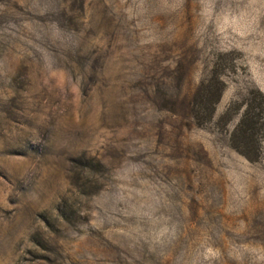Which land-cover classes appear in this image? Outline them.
<instances>
[{"label":"rangeland","instance_id":"rangeland-1","mask_svg":"<svg viewBox=\"0 0 264 264\" xmlns=\"http://www.w3.org/2000/svg\"><path fill=\"white\" fill-rule=\"evenodd\" d=\"M0 264H264V0H0Z\"/></svg>","mask_w":264,"mask_h":264},{"label":"trees","instance_id":"trees-1","mask_svg":"<svg viewBox=\"0 0 264 264\" xmlns=\"http://www.w3.org/2000/svg\"><path fill=\"white\" fill-rule=\"evenodd\" d=\"M224 90V83L218 79H210L207 84L201 83L198 88V95L195 96L193 115L191 119L195 122L196 126L201 127L210 122L214 115V108L219 102ZM197 108V109H195ZM261 107L246 105L244 107L242 116L232 132V138L240 139L243 145L249 146L253 144L254 138L258 131L262 129L261 123ZM227 114L222 119L227 118ZM239 154L248 158L246 153L238 146L233 147Z\"/></svg>","mask_w":264,"mask_h":264}]
</instances>
